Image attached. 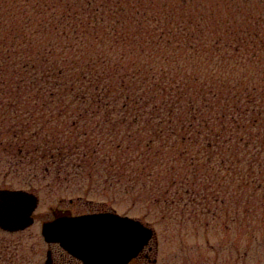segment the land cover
Returning <instances> with one entry per match:
<instances>
[{"label":"trees","instance_id":"16d2710c","mask_svg":"<svg viewBox=\"0 0 264 264\" xmlns=\"http://www.w3.org/2000/svg\"><path fill=\"white\" fill-rule=\"evenodd\" d=\"M14 1L0 0V152L89 177L121 163L138 166L139 179L179 163L188 172L170 177L190 185L187 194H200L201 178L240 169L239 188L264 189V87H234L202 57L170 54L165 26L134 20L148 16L141 5ZM117 27L128 36L109 38Z\"/></svg>","mask_w":264,"mask_h":264},{"label":"rangeland","instance_id":"374dc122","mask_svg":"<svg viewBox=\"0 0 264 264\" xmlns=\"http://www.w3.org/2000/svg\"><path fill=\"white\" fill-rule=\"evenodd\" d=\"M90 1L92 7L109 5L114 10L118 9V4L128 8L141 5L140 10L148 16L134 20H140L146 28L165 26L161 32L166 33H161L162 36L174 42V48L167 50L170 54L202 57L206 68L215 67L217 76L234 87H264V0L240 3L233 0H185L184 3L43 0L42 3L81 7ZM37 2L30 0L21 4ZM9 3L20 4L14 0ZM87 18L79 16V19ZM117 20L112 17L106 25L110 24V29L111 25L116 27ZM130 27L135 29L133 25ZM159 33L137 34L150 39ZM128 34L125 28L117 27L116 32L109 31L107 36L123 38ZM120 165L116 164L112 170L106 167L90 177L75 176L49 171L43 164L32 165L26 158L19 160L0 152V189H24L40 199L35 224L18 233L17 239L29 241L36 250L42 251L45 242L41 227L43 222L53 219L54 212L71 211L77 215L112 211L140 219L155 231L151 243L152 261L138 264H264V189L239 188L241 175L246 170H225L218 174L219 178H201L197 181V188L202 190L200 194H187L184 192L190 185L184 184L182 178L174 184L170 177V173L188 172L179 163L172 171L156 166L151 171L152 176L144 174L139 179L136 178L139 173L135 172L138 166L125 172ZM117 171L126 179L116 181L114 173ZM199 172L204 174L205 170ZM215 172L218 171H209V174ZM109 174L114 176L107 179L105 176ZM39 257L34 255L38 261Z\"/></svg>","mask_w":264,"mask_h":264},{"label":"water","instance_id":"95a60500","mask_svg":"<svg viewBox=\"0 0 264 264\" xmlns=\"http://www.w3.org/2000/svg\"><path fill=\"white\" fill-rule=\"evenodd\" d=\"M38 198L22 190L0 191V227L17 231L32 225ZM135 226L134 231H130ZM48 242L59 243L86 264H128L149 244L153 229L116 213L56 215L43 225Z\"/></svg>","mask_w":264,"mask_h":264},{"label":"flooded vegetation","instance_id":"af4514ba","mask_svg":"<svg viewBox=\"0 0 264 264\" xmlns=\"http://www.w3.org/2000/svg\"><path fill=\"white\" fill-rule=\"evenodd\" d=\"M67 213L70 214L71 211ZM21 232L24 231L12 232L0 227V264H85L56 243L45 242L43 250L38 251L31 242L17 239L16 235ZM153 252V247H147L131 264L152 261ZM34 255L40 256L39 261L34 258Z\"/></svg>","mask_w":264,"mask_h":264},{"label":"snow or ice","instance_id":"6c2138e0","mask_svg":"<svg viewBox=\"0 0 264 264\" xmlns=\"http://www.w3.org/2000/svg\"><path fill=\"white\" fill-rule=\"evenodd\" d=\"M114 2L118 3L119 0H114ZM172 2H174V3H184L185 0H172ZM216 2H221V0H216ZM224 2H226V0H224ZM233 2L240 3V2H243V0H233ZM52 135H56V136L63 137V138L66 139V137H64V133L60 132V131H56ZM52 135H49L48 138L52 139ZM89 174H91V172ZM114 175H115L116 181H120V172L117 171V172L114 173ZM134 229H135V226H131L130 231H134Z\"/></svg>","mask_w":264,"mask_h":264}]
</instances>
